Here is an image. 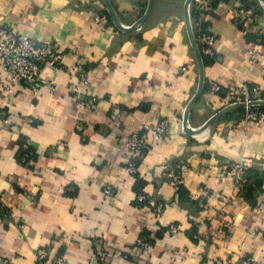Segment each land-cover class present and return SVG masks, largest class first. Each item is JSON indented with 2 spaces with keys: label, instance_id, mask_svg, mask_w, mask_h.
Instances as JSON below:
<instances>
[{
  "label": "crops",
  "instance_id": "1",
  "mask_svg": "<svg viewBox=\"0 0 264 264\" xmlns=\"http://www.w3.org/2000/svg\"><path fill=\"white\" fill-rule=\"evenodd\" d=\"M110 1L125 27L148 2ZM185 1L153 0L147 19L123 32L108 22L102 0H0V27L54 42L62 54L59 68L44 66L34 88L0 92V203L7 210L0 258L36 264L35 252L57 243L68 264H96L99 243L109 246L99 264H264V112L250 123L233 111L195 135L184 133L198 83ZM192 6L218 41L205 84L224 89L213 94L204 86L189 115L199 129L226 105L231 88L264 86V15L253 0ZM250 46L262 53L260 63L250 61ZM88 100L95 109L83 106ZM162 119L167 138L152 146L136 175L126 174L117 144ZM21 140L33 159H19ZM181 162L188 173L176 193L169 175ZM231 162L247 165L245 189L220 179ZM107 185L112 197L103 193ZM144 236L148 248L140 249Z\"/></svg>",
  "mask_w": 264,
  "mask_h": 264
},
{
  "label": "built area",
  "instance_id": "2",
  "mask_svg": "<svg viewBox=\"0 0 264 264\" xmlns=\"http://www.w3.org/2000/svg\"><path fill=\"white\" fill-rule=\"evenodd\" d=\"M99 21V16L96 17ZM196 38V37H195ZM200 53L208 58H214L217 47V36L214 31L205 28L196 38ZM247 54L253 64L260 63L263 55L256 47L250 46ZM62 54L57 49L54 42H38L28 35L19 33L9 27H0V92L11 95L14 89L26 85L34 88L38 85L40 72L44 66L53 69L59 68ZM264 74V67L262 69ZM4 79H3V78ZM81 81L86 82V77L81 76ZM208 90L213 94H222L224 89L215 82H208ZM228 101L224 107L236 103H251L253 101H264V86L252 85L248 82L238 85L236 88L228 90ZM88 110L95 109V102L88 100L82 103ZM223 107V108H224ZM262 112L257 108H245L244 120L250 123L257 122L261 118ZM169 134V121L162 119L155 124H141L127 138L117 144V149L121 151L126 159L124 172L129 175H136L139 165L149 154L152 146L158 143ZM247 165L243 162H231L220 172V179H230L237 189H241L246 182ZM188 173V166L185 163H177L174 171L169 175L170 183L178 191L179 187ZM113 188L107 185L103 189L106 196H113ZM137 201L142 204L143 196L139 195ZM157 214L161 211L157 207ZM6 208L0 203V219L6 216ZM149 239L147 236L137 240L136 246L140 249H147ZM109 246L101 244L97 246L94 256L96 264L102 262L107 256ZM33 261L36 264H68L67 257L59 251L57 243H52L47 247L39 248ZM0 264H11L7 258H0ZM241 264H254V259H246Z\"/></svg>",
  "mask_w": 264,
  "mask_h": 264
},
{
  "label": "water",
  "instance_id": "3",
  "mask_svg": "<svg viewBox=\"0 0 264 264\" xmlns=\"http://www.w3.org/2000/svg\"><path fill=\"white\" fill-rule=\"evenodd\" d=\"M253 1H254V4H255L257 10L261 14L264 15V6H263L261 0H253ZM102 2L104 5V8H105V11L108 14L112 24L120 31L130 32V31L135 30L141 23H143L147 19V17L150 14L151 8H152L153 0H148L146 10H145L143 16L139 20H137L133 25H131L129 27H125L122 25V23L120 22L110 0H102ZM191 2H192V0H186L185 1V4H184V22H185V27H186V32L188 35L189 43H190L191 49L193 51L195 62H196L197 68H198V83H197L195 93L193 94L192 98L190 99V101L188 102V104L185 108V115H184V119H183V131L188 136H192V135L199 133L201 130L207 128L208 126H210L211 124H213L214 122L219 120L220 118L226 116L227 114H229L235 110L245 109L246 107H248V108H264V101H253V102L248 103V104L236 103V104H232L230 106L224 107V108L220 109L219 111H217L216 113H214L204 123V125L199 129H195L189 125V115L191 113V109H192L193 105L199 100L200 96L203 93L204 86H205L203 58H202V55L199 51V47H198L197 42H196V38H195L194 31L192 28L191 17H190Z\"/></svg>",
  "mask_w": 264,
  "mask_h": 264
},
{
  "label": "trees",
  "instance_id": "4",
  "mask_svg": "<svg viewBox=\"0 0 264 264\" xmlns=\"http://www.w3.org/2000/svg\"><path fill=\"white\" fill-rule=\"evenodd\" d=\"M255 9H256V7H255ZM256 12L261 14L257 9H256ZM105 15H106L108 22L112 23L106 12H105ZM200 16H201V12L195 6H192L190 9V17H191L194 35L196 38L199 36L200 32L206 28V24H204L203 22L200 23ZM198 47H199V49H201V46H198ZM201 55L203 58L204 66L209 65L215 58V57L214 58H208V57L204 56L203 54H201ZM205 89H208L207 83L205 84ZM257 109L261 112H264V108H257ZM244 113H245V109H239V110L234 111L230 115L235 114L238 117H241V116H244ZM23 145H24V140H21L20 147H19V159H22V157H24V156H28V158L33 159L35 157V154L32 153V151L30 150L29 147H26ZM139 188H140V184H137V189H139ZM243 189H245V184L243 185ZM180 191H181V186L179 187V189L176 193H180Z\"/></svg>",
  "mask_w": 264,
  "mask_h": 264
}]
</instances>
